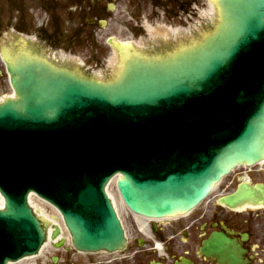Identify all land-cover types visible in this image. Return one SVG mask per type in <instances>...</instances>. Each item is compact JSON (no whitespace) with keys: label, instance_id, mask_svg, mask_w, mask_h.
I'll return each instance as SVG.
<instances>
[{"label":"water","instance_id":"water-1","mask_svg":"<svg viewBox=\"0 0 264 264\" xmlns=\"http://www.w3.org/2000/svg\"><path fill=\"white\" fill-rule=\"evenodd\" d=\"M210 1L213 20L166 50L116 44L107 77L21 37L1 47L14 96L0 101V264L46 240L30 191L59 210L76 249L114 251L126 243L105 191L114 176L133 212L173 217L234 167L264 160V0Z\"/></svg>","mask_w":264,"mask_h":264},{"label":"flooded vegetation","instance_id":"flooded-vegetation-1","mask_svg":"<svg viewBox=\"0 0 264 264\" xmlns=\"http://www.w3.org/2000/svg\"><path fill=\"white\" fill-rule=\"evenodd\" d=\"M206 3L0 0V36L27 34L47 47L80 50L93 69H111L109 60L115 49L108 38L156 47L166 34L191 26ZM3 71L0 63V91L4 89ZM224 192L225 197L237 192L254 199H243L234 206L216 202L163 221L138 223L126 212L127 245L123 250L76 255L64 247L22 264H264V165L239 170L226 178Z\"/></svg>","mask_w":264,"mask_h":264},{"label":"rangeland","instance_id":"rangeland-1","mask_svg":"<svg viewBox=\"0 0 264 264\" xmlns=\"http://www.w3.org/2000/svg\"><path fill=\"white\" fill-rule=\"evenodd\" d=\"M63 21V20H62ZM63 26V23L61 22V27ZM77 53L80 54V50H77L75 51ZM83 56V54H81ZM83 59L85 60L84 56H83ZM86 61V60H85ZM90 66H92L93 64L90 63V62H87ZM5 75V74H4ZM3 84H4V89L0 92H3L5 90H10V87L8 85V82H7V78L5 76L4 80H3ZM225 187V179L222 181L221 185L217 188V190L210 195V197L205 201L203 202L199 209H204V208H208L210 207L211 205H214L215 201L217 200V198L223 193V189ZM109 191L111 192V194L115 197L116 194H115V190H114V187L113 186H110L109 188ZM46 212L51 216L53 217V219L55 220H59L58 218V215L50 208V207H46ZM121 214H123V212H121Z\"/></svg>","mask_w":264,"mask_h":264},{"label":"bare ground","instance_id":"bare-ground-1","mask_svg":"<svg viewBox=\"0 0 264 264\" xmlns=\"http://www.w3.org/2000/svg\"><path fill=\"white\" fill-rule=\"evenodd\" d=\"M114 183V182H113ZM33 197H35L36 199H37V202H38V204L44 209V207L42 206V204L44 205V204H48L47 202H45L44 200H42V199H40V198H38L36 195H34L33 193H31L30 195H29V201L30 202H34V203H36L33 199ZM115 198V197H114ZM116 206L117 207H120L121 209H123V206H122V204L120 203V201H119V199H118V197H117V195H116ZM2 203H3V198H2V196L0 195V205H2ZM45 206V205H44ZM45 210V209H44ZM53 218V217H52ZM137 221L138 222H146V220L145 219H138L137 218Z\"/></svg>","mask_w":264,"mask_h":264}]
</instances>
